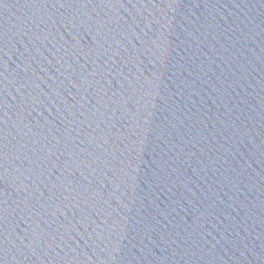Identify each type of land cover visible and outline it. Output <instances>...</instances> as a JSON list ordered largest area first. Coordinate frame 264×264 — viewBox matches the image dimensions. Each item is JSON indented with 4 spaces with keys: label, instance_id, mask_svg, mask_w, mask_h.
<instances>
[{
    "label": "water",
    "instance_id": "1",
    "mask_svg": "<svg viewBox=\"0 0 264 264\" xmlns=\"http://www.w3.org/2000/svg\"><path fill=\"white\" fill-rule=\"evenodd\" d=\"M0 264H264V0H0Z\"/></svg>",
    "mask_w": 264,
    "mask_h": 264
}]
</instances>
